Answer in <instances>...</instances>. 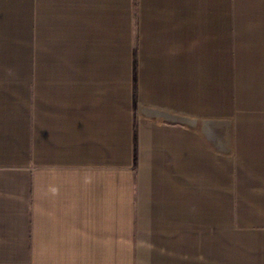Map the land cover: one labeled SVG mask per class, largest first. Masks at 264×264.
<instances>
[{"label": "crops", "instance_id": "0c3cea01", "mask_svg": "<svg viewBox=\"0 0 264 264\" xmlns=\"http://www.w3.org/2000/svg\"><path fill=\"white\" fill-rule=\"evenodd\" d=\"M0 264H264V0H0Z\"/></svg>", "mask_w": 264, "mask_h": 264}, {"label": "rangeland", "instance_id": "374dc122", "mask_svg": "<svg viewBox=\"0 0 264 264\" xmlns=\"http://www.w3.org/2000/svg\"><path fill=\"white\" fill-rule=\"evenodd\" d=\"M223 218L225 219V217L223 216ZM222 241H223V244H222V249H221V254H228L229 250H228V236H225L222 235Z\"/></svg>", "mask_w": 264, "mask_h": 264}]
</instances>
